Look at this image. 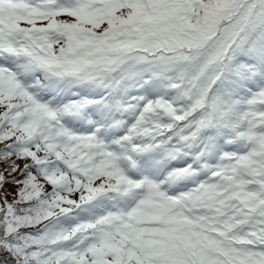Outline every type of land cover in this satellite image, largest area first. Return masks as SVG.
Masks as SVG:
<instances>
[{
    "label": "snow or ice",
    "instance_id": "obj_1",
    "mask_svg": "<svg viewBox=\"0 0 264 264\" xmlns=\"http://www.w3.org/2000/svg\"><path fill=\"white\" fill-rule=\"evenodd\" d=\"M0 264H264V0H0Z\"/></svg>",
    "mask_w": 264,
    "mask_h": 264
}]
</instances>
